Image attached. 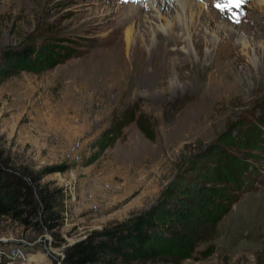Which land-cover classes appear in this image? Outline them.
Returning a JSON list of instances; mask_svg holds the SVG:
<instances>
[{
    "label": "rangeland",
    "instance_id": "obj_1",
    "mask_svg": "<svg viewBox=\"0 0 264 264\" xmlns=\"http://www.w3.org/2000/svg\"><path fill=\"white\" fill-rule=\"evenodd\" d=\"M194 1L159 48L132 0H0V167L52 195L0 216V264H264V10Z\"/></svg>",
    "mask_w": 264,
    "mask_h": 264
},
{
    "label": "bare ground",
    "instance_id": "obj_2",
    "mask_svg": "<svg viewBox=\"0 0 264 264\" xmlns=\"http://www.w3.org/2000/svg\"><path fill=\"white\" fill-rule=\"evenodd\" d=\"M132 2L133 3L130 4L129 7L126 9L123 19H121L119 21V23H118L119 25H118L117 29H119V27H124V28L126 27L127 28L125 30V37H126L125 39H127L126 42H130L133 38H135V42H157L156 46L159 48L161 46H163L162 44H164V42L165 43L166 42H186L187 38L189 37V32H188L189 29L187 30V28H184L181 26H179V27L172 26V29L178 30V34H177V36L173 37L172 39H167L166 36H167L170 28H169L168 21L164 17L165 16L164 12H163L164 9L166 11H170V9H174L175 13H176L177 12L176 10L178 9L179 6H183V8H185V6L188 5L190 8H192L191 9L192 12H194V10H196L195 15L197 14L198 17L202 14L201 9H196L197 7L194 8L196 5H200V7H201L202 3L201 2L197 3L194 0H189V1L188 0H186V1L185 0H132ZM206 5L207 4L204 5L205 8H206ZM253 5L257 9L261 8L264 10V0H254ZM145 7L149 8V10H148V13L143 15V10L145 9ZM176 14L178 15V17H180L179 12H177ZM244 16L245 15H243L242 18H244ZM153 18L156 22L153 20ZM236 19H238V18H236ZM137 22H138V25L136 24ZM147 24L149 25L150 29H149V27H144ZM151 26L153 28L152 31H150ZM142 27H144V28L142 29ZM235 27H237V26L235 25ZM231 30H233V28ZM235 30H234V32H235ZM136 32H138V33L135 34ZM149 32H152L153 36L148 37V35H146V34H148ZM231 32L233 33V31H231ZM201 40H203V38H199V40L196 42H200ZM138 45H139V43H137V46ZM157 47H156V49L158 51ZM173 49L175 50L178 48H173ZM219 49H220V47H219ZM113 52H115V51H113ZM120 53L121 52H119L117 54V59L116 58L115 59H109L110 62L111 63L119 62V64H120L121 63L120 61H123L120 59V56H119ZM122 64H123V62H122Z\"/></svg>",
    "mask_w": 264,
    "mask_h": 264
},
{
    "label": "trees",
    "instance_id": "obj_3",
    "mask_svg": "<svg viewBox=\"0 0 264 264\" xmlns=\"http://www.w3.org/2000/svg\"><path fill=\"white\" fill-rule=\"evenodd\" d=\"M51 201L52 195L39 184L38 177L27 171L19 172L15 169L9 170L0 167V216L18 218L25 213L34 216L42 206L49 210ZM50 219L51 216L46 218L48 226H51ZM89 242L78 244L69 251L68 257L73 256L84 245L88 251H93Z\"/></svg>",
    "mask_w": 264,
    "mask_h": 264
},
{
    "label": "built area",
    "instance_id": "obj_4",
    "mask_svg": "<svg viewBox=\"0 0 264 264\" xmlns=\"http://www.w3.org/2000/svg\"><path fill=\"white\" fill-rule=\"evenodd\" d=\"M66 160L70 162H78L81 159V144L79 142L74 143L67 150ZM2 254V253H1ZM7 256L13 262H19L26 259L24 250L20 247H14L7 252Z\"/></svg>",
    "mask_w": 264,
    "mask_h": 264
},
{
    "label": "snow or ice",
    "instance_id": "obj_5",
    "mask_svg": "<svg viewBox=\"0 0 264 264\" xmlns=\"http://www.w3.org/2000/svg\"><path fill=\"white\" fill-rule=\"evenodd\" d=\"M244 3H245V0H227L226 4H217L216 6L218 8H221V9H223L225 7H227V8H233V7L240 8ZM237 22H239V21L237 20Z\"/></svg>",
    "mask_w": 264,
    "mask_h": 264
}]
</instances>
